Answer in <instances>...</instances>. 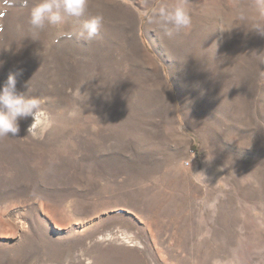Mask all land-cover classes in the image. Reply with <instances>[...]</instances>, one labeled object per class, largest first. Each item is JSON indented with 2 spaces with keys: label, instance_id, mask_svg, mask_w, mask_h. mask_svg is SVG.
I'll list each match as a JSON object with an SVG mask.
<instances>
[{
  "label": "rangeland",
  "instance_id": "374dc122",
  "mask_svg": "<svg viewBox=\"0 0 264 264\" xmlns=\"http://www.w3.org/2000/svg\"><path fill=\"white\" fill-rule=\"evenodd\" d=\"M175 2L89 0L85 44L0 0V87L19 72L55 120L0 138V264H264V0L146 23Z\"/></svg>",
  "mask_w": 264,
  "mask_h": 264
},
{
  "label": "clouds",
  "instance_id": "9594fccd",
  "mask_svg": "<svg viewBox=\"0 0 264 264\" xmlns=\"http://www.w3.org/2000/svg\"><path fill=\"white\" fill-rule=\"evenodd\" d=\"M28 3L29 0H23L24 6H27ZM5 5L14 6L15 0H10V2L5 0ZM5 5H0V7ZM258 8L264 9V4L258 5ZM261 14L264 15V11ZM71 20L78 22V29L63 30ZM145 21L148 25H154L155 29L171 36L190 28L192 17L187 0H176L173 5H161L147 13ZM104 23V14L92 12L89 0H32L28 17V25L33 36L35 31L50 25L57 29L58 38L73 39L74 37L75 40L85 44L99 36ZM252 29L264 35V25L257 24ZM33 36L31 37L33 38ZM19 46L20 43L17 47ZM18 75H20L19 72L10 73L6 82L0 87V138L19 136L21 120L31 118L32 123L28 128L33 130L34 135L41 130H47L55 123L54 117L43 107L46 99L18 91ZM86 93L79 91L77 94L81 110L87 106L85 102L88 99V94L86 96ZM75 114V112L70 113V115Z\"/></svg>",
  "mask_w": 264,
  "mask_h": 264
}]
</instances>
